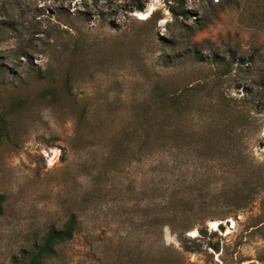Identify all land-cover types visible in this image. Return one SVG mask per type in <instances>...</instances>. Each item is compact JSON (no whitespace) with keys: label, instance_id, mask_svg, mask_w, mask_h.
<instances>
[{"label":"rangeland","instance_id":"rangeland-1","mask_svg":"<svg viewBox=\"0 0 264 264\" xmlns=\"http://www.w3.org/2000/svg\"><path fill=\"white\" fill-rule=\"evenodd\" d=\"M157 87L195 98L159 115L168 128L137 160ZM195 179L264 181L263 0H0V264L73 214L44 264H264V186L246 211L209 212L204 237L140 227L135 182Z\"/></svg>","mask_w":264,"mask_h":264},{"label":"trees","instance_id":"trees-1","mask_svg":"<svg viewBox=\"0 0 264 264\" xmlns=\"http://www.w3.org/2000/svg\"><path fill=\"white\" fill-rule=\"evenodd\" d=\"M231 67V64H228ZM150 99L139 107L135 116V159L140 160L144 153L143 145L151 142L155 134L165 132L169 119L159 115H172L190 108L194 95H163L159 87ZM164 105V110L159 107ZM179 129H177V132ZM140 150H136L139 146ZM142 145V146H141ZM220 160L234 161L241 158L242 153L221 151ZM238 175H247L243 167L234 163L232 167ZM244 171V173H243ZM264 181H226L219 184L214 181H153L137 187L135 182V211L141 216L140 227L169 228L172 233L189 240L186 233L196 228L200 237L208 234L206 221L209 212L224 209L223 217L236 215L246 211L258 197ZM5 195L0 194V216L4 212ZM259 222L252 227L255 230L264 228V213L257 216ZM223 230V226L219 225ZM78 227L77 218L73 214L63 229L52 228L41 245L21 264H44L47 257L56 253L55 247L72 239Z\"/></svg>","mask_w":264,"mask_h":264},{"label":"bare ground","instance_id":"bare-ground-1","mask_svg":"<svg viewBox=\"0 0 264 264\" xmlns=\"http://www.w3.org/2000/svg\"><path fill=\"white\" fill-rule=\"evenodd\" d=\"M150 12L148 11V12H146V13H141V17L142 18H147V17H149L150 16ZM232 222V227L234 228L235 227V222L234 221H231ZM220 224V222L219 221H212V222H210V227L212 228V229H214L215 227H217L218 225ZM232 227H230V228H228V230H227V233L226 234H230L231 233V228ZM218 229V228H217ZM197 234H198V231L197 230H193L192 232H191V236H197ZM199 235V234H198Z\"/></svg>","mask_w":264,"mask_h":264},{"label":"water","instance_id":"water-1","mask_svg":"<svg viewBox=\"0 0 264 264\" xmlns=\"http://www.w3.org/2000/svg\"><path fill=\"white\" fill-rule=\"evenodd\" d=\"M231 223V221H229Z\"/></svg>","mask_w":264,"mask_h":264},{"label":"crops","instance_id":"crops-1","mask_svg":"<svg viewBox=\"0 0 264 264\" xmlns=\"http://www.w3.org/2000/svg\"><path fill=\"white\" fill-rule=\"evenodd\" d=\"M264 1V0H263Z\"/></svg>","mask_w":264,"mask_h":264}]
</instances>
